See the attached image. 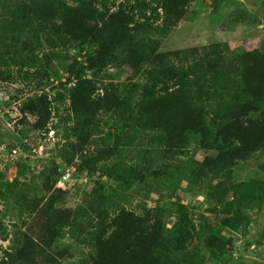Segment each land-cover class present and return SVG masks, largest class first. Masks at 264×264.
<instances>
[{
    "label": "rangeland",
    "instance_id": "374dc122",
    "mask_svg": "<svg viewBox=\"0 0 264 264\" xmlns=\"http://www.w3.org/2000/svg\"><path fill=\"white\" fill-rule=\"evenodd\" d=\"M34 1L0 0V260L23 231L43 235L32 205L61 192L56 206L73 210L50 247L68 249L61 264H89L97 204L111 212L163 207L167 264H264V149L232 160L225 148L204 149L200 136L191 134L182 153L167 155L156 133L102 112L84 151L69 161L70 143L80 140L79 118L70 109V70L86 68L97 46L57 35L40 19L31 26L14 23L20 3ZM158 13L150 10L137 34L151 58L133 70L120 62L119 51V60L95 76L97 83L114 82L123 93L136 84L159 91L182 78L194 83L195 67L206 74L196 90L207 108L236 98L240 55L264 52V0H196L167 33L159 29ZM85 73L94 77L92 70ZM213 74L220 76L216 82ZM42 92L51 100L48 132L22 121L23 102ZM235 219L241 221L237 229L229 225Z\"/></svg>",
    "mask_w": 264,
    "mask_h": 264
},
{
    "label": "trees",
    "instance_id": "16d2710c",
    "mask_svg": "<svg viewBox=\"0 0 264 264\" xmlns=\"http://www.w3.org/2000/svg\"><path fill=\"white\" fill-rule=\"evenodd\" d=\"M195 1L127 0L118 5L112 0L20 3L14 13V23L31 26L35 18L40 19L42 25L57 35L74 42L90 39L97 46L86 68L73 66L70 70V109L79 118L80 140L70 143L69 161L84 151L89 132L102 112L125 125H138L144 131L156 133L167 155L182 153L189 146L191 134L200 136L204 149L217 145L225 148L232 160H242L264 149V52L258 49L245 51L239 57L241 64L235 71L241 91L236 98L223 100L211 108L204 105L196 90L203 86L201 78L206 74H197L203 69L197 72L195 67L192 68L193 84L189 78H182L175 87L159 91L151 84H136L123 93L114 82L101 87L95 80L111 62L119 60V51L122 53L120 62L133 70H138L151 58L137 38L150 10L161 12L157 19L161 20L159 29L167 33L186 17ZM86 70L94 71V77L86 75ZM2 72L0 78H3ZM221 74L228 78L226 70ZM219 77L213 74L211 82ZM21 112L22 121L30 120L33 130L48 132L52 107L47 93L23 102ZM253 112H259L261 117H252ZM84 163L90 164L88 160ZM21 172L20 168L19 174ZM48 180L46 188L50 192L52 187ZM61 198V192H52L44 204L43 199L33 203L31 210L38 212L36 219L43 235L36 236L33 229L23 231L11 247L3 250L0 264H38L39 259L44 264H61L69 256L67 248L50 250L60 234L57 226L67 224L73 214L72 209L56 206ZM92 208L95 221L90 229L92 254L89 264H167L163 207L144 208L139 212L126 207L111 212L100 204ZM240 222V219L231 220L229 225L237 229Z\"/></svg>",
    "mask_w": 264,
    "mask_h": 264
}]
</instances>
